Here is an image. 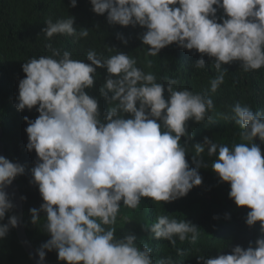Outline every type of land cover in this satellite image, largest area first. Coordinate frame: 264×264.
I'll list each match as a JSON object with an SVG mask.
<instances>
[{
	"label": "clouds",
	"instance_id": "9594fccd",
	"mask_svg": "<svg viewBox=\"0 0 264 264\" xmlns=\"http://www.w3.org/2000/svg\"><path fill=\"white\" fill-rule=\"evenodd\" d=\"M90 2L95 13L107 12L111 24L145 27L141 39L149 46L147 55L157 56L176 43L215 58L212 66L218 74L210 80L211 93L225 81L228 69L223 65L241 61L245 72L264 67V0ZM71 6L76 7L77 0H71ZM221 8L227 17L219 18L222 23L216 16ZM45 22L43 32L49 40L57 34L77 39L89 35L88 29L77 30L71 16ZM47 48L51 55L32 57L23 64L26 77L19 82L17 104L21 111L38 105L39 112L34 121L24 117L27 148L34 149L39 158L32 169L33 182L44 201L39 209H30L31 222L39 224L40 213L45 212L44 229L51 237L38 249V264L53 250L67 264H176L171 256L154 259L153 249L147 243L138 244L135 234L118 237L114 225L121 202L132 209L145 197L171 202L200 186L198 169L208 167L202 156L205 151L217 156L211 168L222 182L230 183L229 197L236 205L251 209L246 223L254 226L259 221L262 235L255 247L238 245L231 254L199 256L198 260L203 264H264V154L255 142L257 137L264 142V108L254 112L250 105H232L231 115L224 119L239 126L240 139L247 143L230 148L205 137L203 143L192 144L196 167L191 168L185 157L194 133L188 132L187 122H214L210 113L215 105L207 93L177 90L179 81L167 77L164 83L157 82L156 75L146 73L134 57L121 51L105 58L90 49L88 64L72 59L71 52H61L51 43ZM205 66L203 56L194 65L196 69ZM97 68L108 73L100 89L110 105L103 118L98 98L86 91L95 85ZM24 171L19 163L0 156V221L15 207L6 188ZM10 226H18L17 216L0 224V239ZM145 229L152 238L170 241L173 246L177 236L192 244L200 237L197 225L169 215L157 216Z\"/></svg>",
	"mask_w": 264,
	"mask_h": 264
},
{
	"label": "trees",
	"instance_id": "16d2710c",
	"mask_svg": "<svg viewBox=\"0 0 264 264\" xmlns=\"http://www.w3.org/2000/svg\"><path fill=\"white\" fill-rule=\"evenodd\" d=\"M92 7L90 0H77L76 7L71 6V0H0V123L4 130L3 140L7 159L19 163L25 169L24 174L17 176L15 180L23 196L25 228L37 249L51 237L44 229L45 212L40 213L39 224L31 222L30 209H39L44 201L39 186L33 182L32 169L39 158L34 149L29 151L27 148L28 122L24 117L34 121L38 118L39 112L38 105L31 110L25 108L21 111L18 110L17 104L19 82L26 77L22 70L23 64L32 57L51 55L47 48L49 43L61 52L64 50L71 52L72 59L88 64H91V61L87 60V52L90 49L103 54L105 58L116 54V51H121L134 57L137 66L146 73L156 75L157 82L164 83L163 78L167 77L179 81L175 85L177 90L188 88L196 93H207L215 105L210 113L214 122L207 119L201 123L194 120L187 122L188 132L194 133L193 140L188 142L189 152L185 157L191 168L196 167L192 160L195 155L192 144L203 143L205 137L230 148L237 143H247L240 139L239 126L232 120L224 119L225 115H231L232 105L237 102L250 105L254 112L264 108V67L245 72L241 67V61L223 65L228 69L225 81L216 93H211L210 80L218 74L212 66L215 58L201 54L195 49H183L176 43L161 49L157 56L147 55L149 46L144 45L141 39L143 33L147 31L145 27L111 24L107 19V12L97 14L92 11ZM70 16L74 18V26L78 31L79 28L89 30L87 37L77 39L74 36L57 34L51 40L46 38L43 29L47 27L45 21L48 18L55 22ZM216 16L220 23H222L220 17L227 18L222 8L218 9ZM124 40H127V44ZM108 47L113 49L109 50ZM201 56L205 59L206 66L196 69L194 65ZM107 75L106 69L97 68L94 87L86 89L89 95L98 98L101 118L110 109L109 103L100 95ZM125 118H131V115L125 114ZM185 140L186 138L182 137L181 143ZM255 142L264 154V142H261L259 137ZM202 156L208 165L207 168L198 169L202 176V184L193 187L186 196L171 202H157L145 197L135 209L125 207L121 202L117 223L114 225L117 229L116 235L122 238L128 234H135L138 244L147 243L153 249L154 259L171 256L176 264L181 262L203 264L198 260L199 256L216 258L222 254H231L232 249L238 245L244 249L250 244L255 247V241L262 235L260 222L249 226L246 218L251 209L236 205L234 199L229 197L230 183L222 182L211 168L217 156H208L207 151ZM12 215L14 208L6 213L0 224H7ZM159 215H169L177 220L190 221L197 225L200 228L199 239L192 244L189 241L181 242L177 236L176 245L173 246L170 241L152 238L145 225L150 226ZM124 218L131 221L127 223ZM46 257L53 264H67V261L58 259L55 250L47 251ZM0 264H34L22 247L15 227L10 226L6 237L0 239Z\"/></svg>",
	"mask_w": 264,
	"mask_h": 264
},
{
	"label": "water",
	"instance_id": "95a60500",
	"mask_svg": "<svg viewBox=\"0 0 264 264\" xmlns=\"http://www.w3.org/2000/svg\"><path fill=\"white\" fill-rule=\"evenodd\" d=\"M3 135H4V130L0 123V156H3L7 159ZM6 191L11 196L13 203L15 204L14 215L17 216L18 218V226L15 227L17 237L22 247L30 257V259L33 261V263L38 264L39 261L38 249L34 246L33 242L29 238L25 228L23 196L19 188V185L15 179L13 180L12 184L6 188ZM43 264H53V262L49 261V259L45 257Z\"/></svg>",
	"mask_w": 264,
	"mask_h": 264
}]
</instances>
